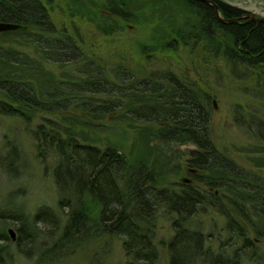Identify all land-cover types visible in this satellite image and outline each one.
Listing matches in <instances>:
<instances>
[{"label":"trees","instance_id":"trees-1","mask_svg":"<svg viewBox=\"0 0 264 264\" xmlns=\"http://www.w3.org/2000/svg\"><path fill=\"white\" fill-rule=\"evenodd\" d=\"M125 1L103 0V10L130 19L133 13ZM183 1L195 13L196 21L190 24L195 32L190 36L207 40L234 63L264 69V22L241 18L250 12L222 0L213 1L224 20L204 0ZM234 18L235 22L227 21ZM0 22L27 26V35L48 51L53 61L84 59L76 41L57 32L44 0H0ZM220 35L231 45L216 41ZM174 41L169 46L175 45ZM2 48L1 59L26 65V58L18 51ZM86 66V79L59 82L56 89L42 94L19 75L0 70V115L29 121L34 110L57 112L77 106L98 118L128 106L126 112L132 119L158 124L150 132L165 151L175 145L194 144L187 163L199 172L193 174V182L163 185L155 168L134 165L116 143L98 145L82 139L69 125L71 116L64 117V129L59 122L44 119L36 126L34 137L38 156H53L55 160L57 205L38 204L34 213H27L22 204L0 205V264H9L11 244L25 257L46 263L72 256L102 233L123 238L126 264H163L156 244L160 216L168 217L173 231L161 240L168 252L165 264H243L245 260L263 264L257 240L264 238V178L238 166L216 148L211 138L208 100L169 71L135 77L124 68L118 70L116 81L92 61ZM135 97L143 100H133L132 107L126 105ZM236 119L245 124L243 118ZM260 120L258 131L263 134L264 120ZM7 147V152L0 155V166L16 178L21 150L15 143L9 142ZM210 209L223 214L227 222L228 236H219L216 245L212 242L215 234L204 232L193 222ZM9 219L17 224L15 240L6 230ZM245 227L254 232L255 239Z\"/></svg>","mask_w":264,"mask_h":264},{"label":"rangeland","instance_id":"rangeland-1","mask_svg":"<svg viewBox=\"0 0 264 264\" xmlns=\"http://www.w3.org/2000/svg\"><path fill=\"white\" fill-rule=\"evenodd\" d=\"M44 1L57 32L71 36L81 47L84 59L53 61L51 54L27 35L30 31L27 26H3L0 27V47L18 51L26 58V65L0 58L2 73L19 75L42 94L56 89L59 82L86 79V63L90 61L104 68L116 81H119L118 70L124 68L135 77L155 71L172 72L180 83L208 100L205 101L211 108L210 132L216 148L238 166L264 178V133L258 131L260 119L264 120V69L234 63L207 40L190 36L195 32L190 29L191 22L196 21L195 13L183 0H126L127 8L133 13L130 19L105 12L103 0ZM222 1L264 17V0ZM221 35L216 41L231 45V41ZM174 40L175 45L169 46ZM133 100L142 101L143 97L127 100L126 105H134ZM127 107L98 118H92L77 106L57 112L34 110L29 121L19 116L0 115V155L7 152L9 142L17 144L21 150L16 178L4 173L0 166V205L22 204L27 213H34L38 204L57 205L55 160L53 156H38L34 130L44 119L55 120L64 129L66 116L73 118L69 125L82 139L98 145L116 143L128 153L134 165L155 168L163 185L193 182V174L199 170L190 167L187 158L195 145H175L165 151L150 132L158 124L132 119L126 112ZM236 118H243L245 124H240ZM193 222L204 232L215 234L214 245L219 236H228L225 216L214 209L201 212ZM6 224V230L13 231L17 238L16 221L9 219ZM245 228L255 239L254 232ZM172 232L168 217L160 216L156 244L163 264L168 260V252L161 240ZM257 246L264 264V238L257 240ZM11 255L9 264H126L128 259L123 238L108 233L100 234L72 256L58 261L44 263L36 257L29 259L17 252L14 244H11ZM243 264L252 263L245 260Z\"/></svg>","mask_w":264,"mask_h":264},{"label":"water","instance_id":"water-1","mask_svg":"<svg viewBox=\"0 0 264 264\" xmlns=\"http://www.w3.org/2000/svg\"><path fill=\"white\" fill-rule=\"evenodd\" d=\"M204 1H206V2H208V3H210V4H212V5L215 7V9H216V13H217V16L219 17V19L224 20V19L222 18V16H221V12H220L219 5H218L215 1H213V0H204ZM245 17H249V21L264 22V17L256 16V15H253V14H251V13L245 15ZM227 21H228V22H235L236 19L234 18V19L227 20ZM10 25H11V26H15V25H17V26H22V25H20V24H15V23L0 22V27H3V26H10ZM10 234H11L12 238H15L13 231L10 230Z\"/></svg>","mask_w":264,"mask_h":264},{"label":"flooded vegetation","instance_id":"flooded-vegetation-1","mask_svg":"<svg viewBox=\"0 0 264 264\" xmlns=\"http://www.w3.org/2000/svg\"><path fill=\"white\" fill-rule=\"evenodd\" d=\"M241 18H245V15L243 17H241Z\"/></svg>","mask_w":264,"mask_h":264}]
</instances>
